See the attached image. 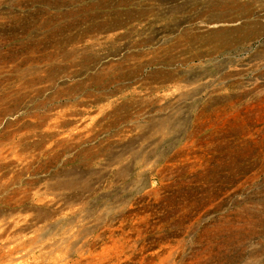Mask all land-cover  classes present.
Returning <instances> with one entry per match:
<instances>
[{"label": "rangeland", "instance_id": "rangeland-1", "mask_svg": "<svg viewBox=\"0 0 264 264\" xmlns=\"http://www.w3.org/2000/svg\"><path fill=\"white\" fill-rule=\"evenodd\" d=\"M227 1L0 0V248L264 264V0Z\"/></svg>", "mask_w": 264, "mask_h": 264}, {"label": "bare ground", "instance_id": "bare-ground-1", "mask_svg": "<svg viewBox=\"0 0 264 264\" xmlns=\"http://www.w3.org/2000/svg\"><path fill=\"white\" fill-rule=\"evenodd\" d=\"M227 1V0H226ZM221 2V1H219ZM235 2V1H234ZM229 4V2L227 1ZM225 3V4H227ZM233 3V1L231 2ZM216 4V3H215ZM222 5V3H220ZM251 4V3H250ZM219 5V3H218ZM230 5V4H229ZM236 5V3H235ZM213 6V5H212ZM215 6V5H214ZM253 6V5H252ZM208 7V6H207ZM233 7V6H232ZM223 8V7H222ZM234 8V7H233ZM217 9V8H215ZM220 9V8H219ZM239 12V10H236ZM241 13V12H240ZM229 14V13H228ZM218 18V17H217ZM222 32V30H220ZM225 31V30H223ZM218 32V31H217ZM23 250L22 245L21 246H5L0 248V264H21L20 256L17 254ZM17 255V258H14V256Z\"/></svg>", "mask_w": 264, "mask_h": 264}]
</instances>
